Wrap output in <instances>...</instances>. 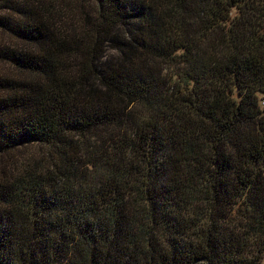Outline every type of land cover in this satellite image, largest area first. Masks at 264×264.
<instances>
[{"label":"trees","instance_id":"trees-1","mask_svg":"<svg viewBox=\"0 0 264 264\" xmlns=\"http://www.w3.org/2000/svg\"><path fill=\"white\" fill-rule=\"evenodd\" d=\"M263 104L264 0H0V264H261Z\"/></svg>","mask_w":264,"mask_h":264},{"label":"rangeland","instance_id":"rangeland-1","mask_svg":"<svg viewBox=\"0 0 264 264\" xmlns=\"http://www.w3.org/2000/svg\"><path fill=\"white\" fill-rule=\"evenodd\" d=\"M262 107L264 109V104L262 105ZM35 149L36 148L34 146H30L26 150H28V151L32 150V152H33V151H35ZM20 152H22V151L16 150L15 152H11L9 154L10 159H8L6 155L0 153V174L2 171L7 173V172H12L13 170H15V168H16L15 161L18 159ZM261 264H264V256L261 260Z\"/></svg>","mask_w":264,"mask_h":264}]
</instances>
